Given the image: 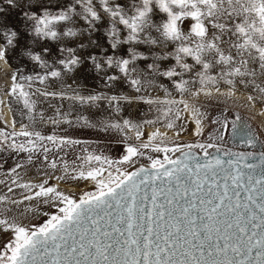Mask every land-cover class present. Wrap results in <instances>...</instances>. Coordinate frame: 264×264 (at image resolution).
Masks as SVG:
<instances>
[{
	"label": "snow or ice",
	"instance_id": "obj_1",
	"mask_svg": "<svg viewBox=\"0 0 264 264\" xmlns=\"http://www.w3.org/2000/svg\"><path fill=\"white\" fill-rule=\"evenodd\" d=\"M0 81V264H264V0H0Z\"/></svg>",
	"mask_w": 264,
	"mask_h": 264
},
{
	"label": "rangeland",
	"instance_id": "obj_2",
	"mask_svg": "<svg viewBox=\"0 0 264 264\" xmlns=\"http://www.w3.org/2000/svg\"><path fill=\"white\" fill-rule=\"evenodd\" d=\"M19 15H20L19 9L15 10L13 13H11V16L13 19L18 17ZM80 23L82 24V22H80ZM100 27H103V25H101ZM93 38L99 39L100 42L105 47H107L106 37L103 35L102 32L94 33ZM89 51H96L97 53H99V49H89ZM82 54H86V53H82ZM163 63H167V62H163ZM87 66L88 65L86 62L85 67H87ZM79 75H80V73L78 72L77 76H79ZM96 80H99V77H96L94 73L90 74L88 76V78L83 81L84 90L87 91L88 88L96 87L97 86L95 83ZM69 82H71V81L69 80ZM100 82L102 83V81H100ZM162 82L167 83L166 80H163ZM0 85H1V81H0ZM55 102L56 101H53V103H55ZM199 102L205 106L204 110L207 111L210 118L212 116L216 115L218 112L222 111L226 107L228 109V114H229L230 120L235 118V110H238L242 116L247 118L248 123L251 124V127L254 130L255 135L257 137V142H256L255 146L248 145V144L242 142L240 139H236V140L231 139L230 138V130H229V133H225V141L223 143L224 149H232V150L252 149V150H254V149L259 148V145L261 142H264V106L257 104L254 108H248V107H245L241 101L234 102L233 100H225V98H223V97H214V98L209 99V98H205V97L201 96L199 98ZM65 103L67 104V102H65ZM49 112H50V110H49ZM126 114H127V110H126ZM133 115H136V114L133 113ZM17 119L19 120V117ZM17 125H19V123H17ZM0 126H3L1 124V122H0ZM62 127H66V126H62ZM191 127H194V125H192ZM210 127H211L210 125H208V127H206L205 135L207 134V131L210 130ZM148 128H150V127L145 128L146 132H148L147 131ZM50 129H51V125H48L44 130L46 132H48V131H50ZM75 134L80 138H91V139L97 138L98 135H101V136L103 135V134L93 133L91 130H88V129H84L82 131H77ZM169 134L173 135V133L171 131L169 132ZM180 139L183 142H192L194 137L191 135V132H188V133L182 134ZM119 151H120L119 148L113 149L112 155H114V156L118 155ZM176 154L177 153L173 154V157ZM2 155L3 154H0V156H2ZM11 163H12V161L9 158V165H11ZM137 163H147V161L145 159L141 158L140 160L137 161ZM7 166L8 165H6L5 168H7ZM30 178L37 179V177L31 176V175H30ZM68 186H71V188H77L78 187L79 189H85V190L91 188V185H85L84 183H80L79 185L69 184ZM62 187H64V186H62ZM0 191L1 192L6 191V188L4 187V185H0ZM74 191H75V189H74Z\"/></svg>",
	"mask_w": 264,
	"mask_h": 264
},
{
	"label": "bare ground",
	"instance_id": "obj_3",
	"mask_svg": "<svg viewBox=\"0 0 264 264\" xmlns=\"http://www.w3.org/2000/svg\"><path fill=\"white\" fill-rule=\"evenodd\" d=\"M0 86H2V81H1V85ZM4 113H5V116L8 118V119H11V117H12V114L10 113V112H8V110L5 108L4 109ZM1 124H2V122H1ZM17 128H19V125H17ZM152 129L151 128H148L147 129V131H151ZM163 130V129H162ZM61 186H64V187H66V188H71V186H68V185H64V184H62ZM71 189H75L76 190V188H71ZM5 192V191H4ZM0 193H2L1 191H0Z\"/></svg>",
	"mask_w": 264,
	"mask_h": 264
},
{
	"label": "water",
	"instance_id": "obj_4",
	"mask_svg": "<svg viewBox=\"0 0 264 264\" xmlns=\"http://www.w3.org/2000/svg\"><path fill=\"white\" fill-rule=\"evenodd\" d=\"M232 150V149H231ZM255 151H259L260 150V148H258V149H254ZM254 150H252V149H243V150H232L233 152H237V151H254ZM177 155H179V153H177L175 156H177ZM174 156V157H175ZM256 161H253V160H249V163H255Z\"/></svg>",
	"mask_w": 264,
	"mask_h": 264
}]
</instances>
